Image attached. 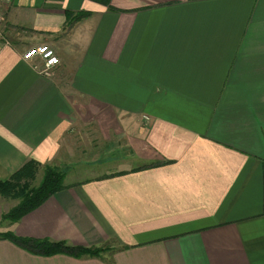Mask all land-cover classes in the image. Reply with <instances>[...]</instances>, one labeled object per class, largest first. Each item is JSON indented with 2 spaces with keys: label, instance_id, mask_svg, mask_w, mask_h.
<instances>
[{
  "label": "crops",
  "instance_id": "1",
  "mask_svg": "<svg viewBox=\"0 0 264 264\" xmlns=\"http://www.w3.org/2000/svg\"><path fill=\"white\" fill-rule=\"evenodd\" d=\"M0 17V181L66 170L0 234L110 248L0 239V264H264V0H11ZM41 45L49 75L22 60ZM74 159L106 171L68 181Z\"/></svg>",
  "mask_w": 264,
  "mask_h": 264
},
{
  "label": "trees",
  "instance_id": "2",
  "mask_svg": "<svg viewBox=\"0 0 264 264\" xmlns=\"http://www.w3.org/2000/svg\"><path fill=\"white\" fill-rule=\"evenodd\" d=\"M102 5H108L109 0H91ZM89 15L87 12H80L72 19H68V24L80 21ZM38 164L29 161L17 170L8 180L0 181V195L10 199L18 200V204L3 217L10 220L11 223L18 222L24 215L39 207L51 195L58 192L64 187L63 181L65 172L62 169L44 166V173L41 181L36 187L29 188L31 182L35 179V173ZM21 186L22 187L21 189ZM25 187L27 189H25ZM0 239L8 240L17 247L36 256L50 257L54 255H67L74 258L81 257H98L109 250L108 247L84 248L73 246L65 241H51L48 239H34L17 237L11 232L0 234Z\"/></svg>",
  "mask_w": 264,
  "mask_h": 264
},
{
  "label": "rangeland",
  "instance_id": "3",
  "mask_svg": "<svg viewBox=\"0 0 264 264\" xmlns=\"http://www.w3.org/2000/svg\"><path fill=\"white\" fill-rule=\"evenodd\" d=\"M1 21L2 20L0 17V22ZM0 29H1V26H0ZM72 162H73V165L69 166L67 169V173H68L67 180L68 181H76V180L81 179V178H91V177H93V173L95 175V174H101L102 172L106 171L102 167H95L92 169H88L86 167L78 165L77 159H74ZM43 171H44V169L42 170V168H40V167L37 169V171L35 173V179L33 180V182H31L30 186H28L29 188L36 187L38 185V183L41 181V179L43 177V173H44ZM63 171L66 173V170H63ZM87 171H89V172H87ZM22 187H24V186H21V189H22ZM27 188L25 187V189H27ZM17 204H18V200L10 199V198L3 197L2 195H0V221L2 222L0 227L3 225H4V227H6V225L11 223L9 219L3 217V214L5 215V214L9 213ZM105 247H108V246L105 245Z\"/></svg>",
  "mask_w": 264,
  "mask_h": 264
},
{
  "label": "built area",
  "instance_id": "4",
  "mask_svg": "<svg viewBox=\"0 0 264 264\" xmlns=\"http://www.w3.org/2000/svg\"><path fill=\"white\" fill-rule=\"evenodd\" d=\"M11 0H0L1 4H8ZM38 59L41 65H34V69L41 74L49 75L50 71L59 65V58L52 48L47 45L28 48L22 55V60L32 61Z\"/></svg>",
  "mask_w": 264,
  "mask_h": 264
}]
</instances>
